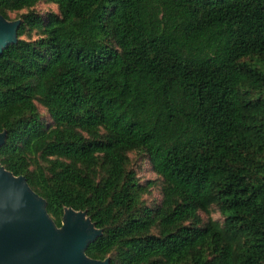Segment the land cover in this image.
<instances>
[{
  "label": "trees",
  "instance_id": "obj_1",
  "mask_svg": "<svg viewBox=\"0 0 264 264\" xmlns=\"http://www.w3.org/2000/svg\"><path fill=\"white\" fill-rule=\"evenodd\" d=\"M12 14L0 165L57 227L86 212L87 257L264 264V0H0Z\"/></svg>",
  "mask_w": 264,
  "mask_h": 264
},
{
  "label": "water",
  "instance_id": "obj_2",
  "mask_svg": "<svg viewBox=\"0 0 264 264\" xmlns=\"http://www.w3.org/2000/svg\"><path fill=\"white\" fill-rule=\"evenodd\" d=\"M20 21L0 15V55L17 43ZM6 133H0V147ZM86 212L64 209L57 227L46 211L44 199L22 176L0 165V264H109L86 256L88 245L100 237Z\"/></svg>",
  "mask_w": 264,
  "mask_h": 264
},
{
  "label": "rangeland",
  "instance_id": "obj_3",
  "mask_svg": "<svg viewBox=\"0 0 264 264\" xmlns=\"http://www.w3.org/2000/svg\"><path fill=\"white\" fill-rule=\"evenodd\" d=\"M34 11L41 15L44 16L48 13H57V8L54 5H46V4H38L35 8ZM25 12H21L19 14H22ZM19 14H12L10 15L11 20H16V18L18 17ZM41 114H45L44 111L41 109L40 110ZM132 161H133V165L135 166V168L139 167L141 165V159L138 156L132 155ZM138 176L139 178H142L144 180H154L156 177L155 175L149 171L148 166L146 165L141 171H138ZM153 199H156L157 201L159 200V194L158 191H154L153 194ZM153 199L152 197L147 198V202L149 204H153ZM203 217V219H206V215L202 214L201 215ZM212 219L214 220H221L219 214L217 212H215V210L212 209V214H211Z\"/></svg>",
  "mask_w": 264,
  "mask_h": 264
}]
</instances>
